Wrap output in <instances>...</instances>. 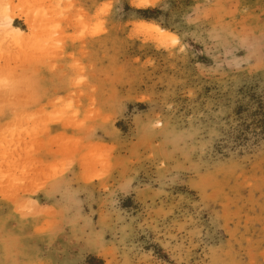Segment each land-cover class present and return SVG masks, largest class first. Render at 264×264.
Masks as SVG:
<instances>
[{
	"label": "rangeland",
	"instance_id": "obj_1",
	"mask_svg": "<svg viewBox=\"0 0 264 264\" xmlns=\"http://www.w3.org/2000/svg\"><path fill=\"white\" fill-rule=\"evenodd\" d=\"M6 102L0 220L36 259L264 264V0H0Z\"/></svg>",
	"mask_w": 264,
	"mask_h": 264
},
{
	"label": "clouds",
	"instance_id": "obj_2",
	"mask_svg": "<svg viewBox=\"0 0 264 264\" xmlns=\"http://www.w3.org/2000/svg\"><path fill=\"white\" fill-rule=\"evenodd\" d=\"M31 100L30 97L28 102ZM13 110L14 106L11 103L0 104V115ZM0 264H44V262L30 255L24 237L0 220Z\"/></svg>",
	"mask_w": 264,
	"mask_h": 264
},
{
	"label": "bare ground",
	"instance_id": "obj_3",
	"mask_svg": "<svg viewBox=\"0 0 264 264\" xmlns=\"http://www.w3.org/2000/svg\"><path fill=\"white\" fill-rule=\"evenodd\" d=\"M12 5L10 3H6L5 7H4V17L2 20V24L4 26H6V29H8L6 35L2 36L1 38H3L4 40L7 39H16L19 40L23 35H24V31L18 27H15L12 24V20H13V15L10 13ZM12 11V10H11ZM141 25L143 28H147L149 30H151L159 39L165 41V40H176L174 34L166 29H163L155 24L152 23H148L145 21H141ZM9 40V41H10Z\"/></svg>",
	"mask_w": 264,
	"mask_h": 264
},
{
	"label": "trees",
	"instance_id": "obj_4",
	"mask_svg": "<svg viewBox=\"0 0 264 264\" xmlns=\"http://www.w3.org/2000/svg\"><path fill=\"white\" fill-rule=\"evenodd\" d=\"M144 12H145V11H144ZM263 120H264V118L261 119V120H259V121H262V122H263ZM262 129H264V125H263ZM93 259H94L93 257H90V258L88 259V261H91V260H93ZM98 260H99V263L103 264V261H102L101 259H98Z\"/></svg>",
	"mask_w": 264,
	"mask_h": 264
},
{
	"label": "snow or ice",
	"instance_id": "obj_5",
	"mask_svg": "<svg viewBox=\"0 0 264 264\" xmlns=\"http://www.w3.org/2000/svg\"><path fill=\"white\" fill-rule=\"evenodd\" d=\"M175 42V41H174Z\"/></svg>",
	"mask_w": 264,
	"mask_h": 264
}]
</instances>
